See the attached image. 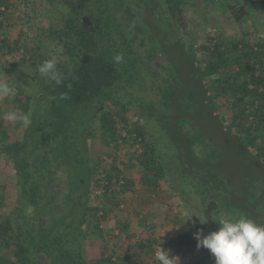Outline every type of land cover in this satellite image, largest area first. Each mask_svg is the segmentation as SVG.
<instances>
[{
	"label": "trees",
	"instance_id": "16d2710c",
	"mask_svg": "<svg viewBox=\"0 0 264 264\" xmlns=\"http://www.w3.org/2000/svg\"><path fill=\"white\" fill-rule=\"evenodd\" d=\"M185 3L0 0V54L14 56L2 69L13 89L7 111L28 117L10 129L0 121V160L10 166L20 197L11 202L0 178V264H119L105 251L96 260L83 251L89 232H104L92 199L102 180L92 156L95 139L117 148L121 137L143 143L135 158L149 169L163 167L157 147L173 141L165 148L172 151L167 163L191 178L201 195L203 215L171 228L162 241L148 244V253L160 245L170 257L195 250L194 234L206 230V218L215 223L221 216H245L264 225V175L242 171L241 188L235 187L222 176L220 162L232 145L264 167V43L211 38L201 45L200 59L194 39L172 17L171 10ZM250 3L252 13L264 16V0ZM19 4L41 12L47 23L27 28L18 20ZM246 13L241 7L237 19ZM53 58L59 85L37 71ZM226 98L229 119L219 102ZM128 103L156 124L153 139L147 122L130 126ZM119 171L115 164L106 171V196H116L112 187L121 183Z\"/></svg>",
	"mask_w": 264,
	"mask_h": 264
},
{
	"label": "rangeland",
	"instance_id": "374dc122",
	"mask_svg": "<svg viewBox=\"0 0 264 264\" xmlns=\"http://www.w3.org/2000/svg\"><path fill=\"white\" fill-rule=\"evenodd\" d=\"M184 4V18L180 21L174 20L177 26H181L182 32L190 34L198 46L197 57L203 58L201 45L207 43L211 38L213 42L221 38L225 39H244L255 45L264 43V16L252 13L251 0H185ZM244 7L247 13L240 20L237 15L240 13V8ZM17 16L19 22L25 21L26 27L32 25L46 24V18L42 16L41 12H34L33 7L24 8L19 4ZM24 11L31 14L30 21ZM211 40V41H212ZM178 55V54H177ZM177 55L174 56L175 60ZM13 55L0 54V78L1 81H7L6 74H4L3 65L13 59ZM182 72L185 71L182 69ZM146 94V93H144ZM11 93L8 96H12ZM8 96L0 97V121L9 129L16 126L17 120L8 121L4 119L7 113L6 99ZM154 96V95H153ZM157 97V96H156ZM222 102V115L230 118L228 99L220 100ZM218 102V103H219ZM126 103V102H124ZM153 103V102H151ZM119 105V104H118ZM120 107V105H119ZM130 126L141 125L143 121L151 128V139L158 134L156 124L152 121L145 120L136 107L130 103L127 104ZM126 128V126H124ZM122 128L121 133L125 136L126 130ZM124 129V130H123ZM163 140L162 142H164ZM161 142V143H162ZM167 145L157 150L155 157L162 161L163 167L158 164L152 165V169L141 165L136 156L142 153L143 143L135 142L134 140L124 141L122 137L118 139L121 144L120 148L115 145H105L100 139H95L92 143V156L95 161L100 163V177L102 180L96 189L93 188L92 199L95 204L100 207V213L97 216V221L104 230L102 236L96 230L89 232L86 240L83 241V251L85 257L89 260H96L101 257L102 251L107 252L108 255L114 256L119 262L123 263L122 259H127V264H159L156 260L155 253L159 246H156L154 252H150L151 242L163 240L165 234L173 227L180 225L183 222L190 221L194 214L203 215L206 208L203 203L201 195H197L194 191L193 180L185 176L182 170L180 171L176 165L168 164L169 156L172 151L166 150L173 145V141L169 139L165 141ZM167 151V152H166ZM226 159H222L223 175L235 187L237 185L241 188V181L244 173L247 171L253 175H264V167L255 162L247 151L237 152L235 146H228ZM236 151V152H235ZM118 156V159L115 156ZM184 159L186 157H183ZM243 159L246 163L239 164L238 159ZM210 161V160H209ZM172 162V161H171ZM186 162V160H185ZM212 162V161H211ZM118 165L120 168L119 177L121 183L118 186L112 187L113 193L116 196H106L105 189L106 181L103 180L106 171L111 170V166ZM220 165V164H218ZM243 168V169H241ZM105 169V171H103ZM116 173V172H115ZM159 175V176H157ZM0 178L7 182L9 186L10 201H19V192L15 188V176L10 169V166L0 160ZM253 179H257L252 177ZM194 179V178H193ZM195 181V179H194ZM196 189L201 190L197 187ZM202 194H205L202 192ZM105 215V217H103ZM221 218L231 219L228 216H221ZM206 230L203 233L206 235L219 228L217 222L206 218ZM147 243L141 247V243ZM158 243L156 245H158ZM174 264H192L197 259L203 261L213 262L214 258L210 252L203 248H196L190 251L185 256L178 253L172 257Z\"/></svg>",
	"mask_w": 264,
	"mask_h": 264
},
{
	"label": "clouds",
	"instance_id": "9594fccd",
	"mask_svg": "<svg viewBox=\"0 0 264 264\" xmlns=\"http://www.w3.org/2000/svg\"><path fill=\"white\" fill-rule=\"evenodd\" d=\"M62 52L57 48L56 53ZM121 56H116L115 61L120 62ZM56 59H48L38 65L37 71L41 76L55 81L57 85L62 82L61 74L56 68ZM12 87L6 81H0V97L12 93ZM4 119L8 121L20 120L27 123L26 115L7 112ZM219 228L208 234L198 230L194 234L197 248L207 249L214 258V264H264V225H259L253 220L240 216L236 219L220 218L216 221ZM168 251L159 246L155 253L159 264H174Z\"/></svg>",
	"mask_w": 264,
	"mask_h": 264
},
{
	"label": "flooded vegetation",
	"instance_id": "af4514ba",
	"mask_svg": "<svg viewBox=\"0 0 264 264\" xmlns=\"http://www.w3.org/2000/svg\"><path fill=\"white\" fill-rule=\"evenodd\" d=\"M183 10H184V8H182V7H177V8H175V10L172 9L171 12H172L173 20L177 19V21H180V23H181L182 19L184 18V11Z\"/></svg>",
	"mask_w": 264,
	"mask_h": 264
}]
</instances>
